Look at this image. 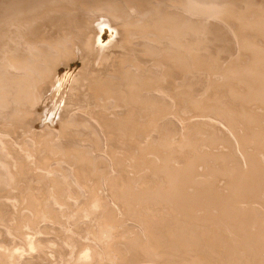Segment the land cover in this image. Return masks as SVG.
Masks as SVG:
<instances>
[{"label": "bare ground", "instance_id": "1", "mask_svg": "<svg viewBox=\"0 0 264 264\" xmlns=\"http://www.w3.org/2000/svg\"><path fill=\"white\" fill-rule=\"evenodd\" d=\"M0 264H264V0H0Z\"/></svg>", "mask_w": 264, "mask_h": 264}, {"label": "rangeland", "instance_id": "2", "mask_svg": "<svg viewBox=\"0 0 264 264\" xmlns=\"http://www.w3.org/2000/svg\"><path fill=\"white\" fill-rule=\"evenodd\" d=\"M118 230H119V228H118ZM119 232V231H118ZM116 233H117V231H116Z\"/></svg>", "mask_w": 264, "mask_h": 264}]
</instances>
